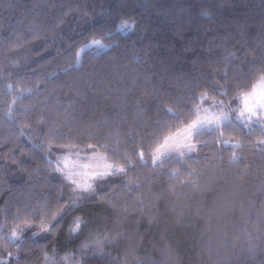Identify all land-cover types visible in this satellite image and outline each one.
<instances>
[{"label": "trees", "instance_id": "trees-1", "mask_svg": "<svg viewBox=\"0 0 264 264\" xmlns=\"http://www.w3.org/2000/svg\"><path fill=\"white\" fill-rule=\"evenodd\" d=\"M260 78L264 0H0V262L264 264V119H238ZM204 107L236 117L154 161ZM69 151L118 170L75 191Z\"/></svg>", "mask_w": 264, "mask_h": 264}, {"label": "rangeland", "instance_id": "rangeland-1", "mask_svg": "<svg viewBox=\"0 0 264 264\" xmlns=\"http://www.w3.org/2000/svg\"><path fill=\"white\" fill-rule=\"evenodd\" d=\"M99 42L100 44L104 45V48H98L95 42ZM106 45L103 44L99 40H91L84 43L77 52V59L80 58L81 52L85 50H92V51H101L106 49ZM256 95L259 98V102L257 103L256 100H253V103H257V107L255 109V114H244L242 118L239 115L238 119L241 118L247 122V125H253L252 123H256V120L264 119V79L260 78L253 86V88L245 94L240 96V104L241 108L243 106V97L245 96H253ZM244 109H242L243 111ZM241 111V112H242ZM240 112V114H241ZM245 116H252L256 119L255 121L249 117ZM236 116L230 110H212L209 107L200 108L198 110V114L195 119L190 122L189 124L185 125L184 127L178 129L174 133L167 136L164 141L152 151V158L154 161H159L163 158L168 157H183L187 155H194L195 154V144L192 140V137L195 133L204 130V129H213L221 124L230 121L232 118ZM250 119V120H249ZM260 123L264 124V120L260 121ZM143 157V155H140ZM54 160L57 161L64 157H68L74 165H76L75 171L78 172H96L97 176H101L104 174H109L118 170L110 161H108L105 156L99 152H88L85 153H78V152H60L54 155ZM110 166V167H109ZM68 181V180H67ZM71 183V181H68ZM93 182V181H92ZM72 184V183H71ZM73 185V184H72ZM75 191H81L73 185ZM3 224L0 220V244H2V231H3ZM16 234V237H19L18 232H13ZM13 233L9 235V239L13 241L12 236ZM44 264H61L60 261L55 260L53 257H47L44 261Z\"/></svg>", "mask_w": 264, "mask_h": 264}, {"label": "snow or ice", "instance_id": "snow-or-ice-1", "mask_svg": "<svg viewBox=\"0 0 264 264\" xmlns=\"http://www.w3.org/2000/svg\"><path fill=\"white\" fill-rule=\"evenodd\" d=\"M134 24L130 23H122L120 26L121 32H129L134 30ZM98 48H104L105 46L100 44L98 41L95 42ZM79 60V58H78ZM253 100L259 102V98L254 94L253 96H245L243 97V106L244 110L241 113V117H244V114H255V109L257 107V103H253ZM49 163L52 165L53 170L60 176H62L65 180L71 181L75 187L83 192H87L92 188V181L96 178V172H78L75 171L76 165L68 158L64 157L62 159L53 162L49 160ZM110 167V166H109ZM58 216V215H57ZM57 216H52L51 221L49 222L47 227H43V221H41V231L50 233L52 231V221L55 220ZM26 227H32V224H27ZM80 229V222L77 220L70 231L72 233L77 232ZM35 235V234H34ZM12 239H17L16 234L13 233ZM18 260V257L16 258ZM0 264H4V262H0Z\"/></svg>", "mask_w": 264, "mask_h": 264}, {"label": "clouds", "instance_id": "clouds-1", "mask_svg": "<svg viewBox=\"0 0 264 264\" xmlns=\"http://www.w3.org/2000/svg\"><path fill=\"white\" fill-rule=\"evenodd\" d=\"M63 199L64 198L62 197V200ZM75 207H76L75 205H72V206H69V209H74ZM77 220L80 222V229L82 227L87 229L90 226V220H92V218L91 217L86 218V216L84 214L78 212V214L72 218L71 223L74 224ZM92 222L94 223V220H92ZM75 233H73V234H75ZM169 251H171L170 248H169ZM249 251H251V250H249ZM205 254L208 257L209 264H218V262L214 256V251L212 249H206ZM166 259L167 258L162 255L160 257V259L158 260L157 264H166Z\"/></svg>", "mask_w": 264, "mask_h": 264}, {"label": "crops", "instance_id": "crops-1", "mask_svg": "<svg viewBox=\"0 0 264 264\" xmlns=\"http://www.w3.org/2000/svg\"><path fill=\"white\" fill-rule=\"evenodd\" d=\"M252 88H253V87H252ZM248 92H249V91H248ZM248 92H247V93H248ZM242 109H244V108H241V111H242ZM242 112H243V111H242ZM242 112H241V113H242ZM245 114H247V113H245ZM240 115H241V114H240Z\"/></svg>", "mask_w": 264, "mask_h": 264}]
</instances>
